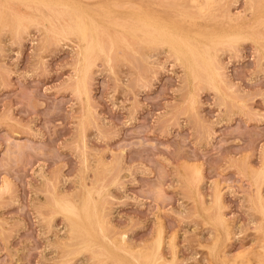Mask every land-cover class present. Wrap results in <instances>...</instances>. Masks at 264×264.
Masks as SVG:
<instances>
[{
	"label": "rangeland",
	"instance_id": "374dc122",
	"mask_svg": "<svg viewBox=\"0 0 264 264\" xmlns=\"http://www.w3.org/2000/svg\"><path fill=\"white\" fill-rule=\"evenodd\" d=\"M77 1L107 5L113 17L129 7V0ZM132 1L174 9L173 0ZM257 3L263 12L264 0H221L216 12L250 24L260 16ZM42 11L0 0V264H137L133 257L152 254L160 230L159 264H264V16L257 40L218 48L220 90L198 84L166 46L130 38V46L121 41L97 57L85 94L76 88L80 40L55 33L45 17L51 10ZM92 186L101 190L94 196L108 237L133 254L119 255L100 235L105 254L67 253L68 221L52 195L80 196ZM213 191L221 193L218 206Z\"/></svg>",
	"mask_w": 264,
	"mask_h": 264
},
{
	"label": "bare ground",
	"instance_id": "6f19581e",
	"mask_svg": "<svg viewBox=\"0 0 264 264\" xmlns=\"http://www.w3.org/2000/svg\"><path fill=\"white\" fill-rule=\"evenodd\" d=\"M20 1H23V3H25L27 6L32 7L34 9H36L37 11L42 12L44 14H45V12L42 11V10L44 8H49L51 10V14H46L45 17L50 21V23L52 24V26L55 28L54 29L55 33L59 34V36L60 35L65 36L67 34H74L80 40V41L78 40L80 42V45H81V47H80V54H79L80 57L76 56V57L79 58V64H78L79 65V69L77 71V73H78V79H77V83H76V88H77V90H78L79 93H85V94H88V79H89V76H90L92 67H93V65H94L97 57L101 53L107 54V52L110 49H112L113 47H115L117 45V43H119L121 41H123L125 43L127 42V45L130 46L131 45L130 38L131 39L132 38H136L140 42H142V43L144 42V43H146L148 45H151L153 47L154 46H158V47L159 46H166L172 52V54L175 55L174 57H176L179 61H181V63L183 65H185V67L188 69L187 72L189 71L188 73H190V76L195 81H197L198 84L199 83H202V82H205V83H208L210 86L214 87L215 89L220 90L221 87H220L219 82L223 78V74L221 72V66L217 62V58H216L217 57L216 54H217L218 48L220 46H224L225 47L226 45L235 46L241 40L242 41L243 40H246V39H254V40H257L256 39L258 37L257 27L259 26L260 23H262V16H264V11L262 12V10H261L262 8H260L262 5H260V4L258 5L259 2L257 3L256 9H257V12H259L260 16H258L255 21L253 20L254 21V22L252 21L253 23L246 24L244 20H240L239 19V18H241L240 16L232 17L230 15H227V14L225 15L224 14L223 16L220 15V17H219L218 13L216 12V9H217L216 4H218V2H220L221 0H173L174 1L173 3H176L174 6L172 5L173 3L171 4V6L168 5L169 3L168 4L166 3L171 9L174 8L172 11H166L165 9L160 8L159 5L157 3H155V2H153V1H146L147 3L141 2L139 4H136V2H134L132 0H129V1L127 0L128 3H129V7L127 8L128 10L126 9L125 11L120 12L119 14H115L114 17H113V14H112V9L108 8L107 5H101L98 8H92V7L88 6L87 4H82L80 1L79 2L78 1L75 2L76 0L75 1H71V0H20ZM86 1H88V0H86ZM110 2H111V0H110ZM251 2L252 3L254 2V4H255L256 0H251ZM121 3H122V1H121ZM32 4H36L37 6L34 7V6H32ZM116 4H117V2H116ZM167 5H166V7H168ZM229 8L230 7H228L227 9H229ZM257 12H255V13H257ZM62 20H63V22H62ZM0 21H1V14H0ZM34 22H33V24H34ZM112 25H115V26H118L119 28H121L123 34L122 33H118V35L114 34L110 30V27ZM6 27L7 26H5V28ZM40 27H41V25H40ZM44 30H45V28H44ZM22 31L24 32V30H22ZM45 32H46V30H45ZM43 33H44V31H43ZM45 35H46V33H45ZM120 35H121V37H120ZM104 36H105V38H104ZM69 38H71V37H69ZM53 42H54V40H53ZM142 49H143V47L141 48V50ZM153 49H155V48H153ZM235 49H237V48H235ZM115 50H116V48H115ZM76 52H78V51H76ZM147 54H149V53H147ZM168 54H169V52H168ZM261 54H263V53H261ZM143 59H145V58H143ZM219 60H220V56H219ZM116 66H117V64H116ZM185 71H184V73H185ZM187 72H186V74H187ZM196 85L197 84H195V86ZM192 89H193V87H192ZM188 94H189V91H188ZM188 94L186 96H188ZM223 96H224V94H223ZM189 98H190V95H189ZM223 100H224V98H223ZM194 102H195V95L193 94L192 97H191V103L194 104ZM199 103H200V100H199ZM78 135H79V133H78ZM78 149H79V147H78ZM80 151H81V149H80ZM84 159H85V157H84ZM86 159H87V157H86ZM241 163H242V161H241ZM104 164H106V163H104ZM246 164H248V163H246ZM197 167L198 166L196 165V169H197ZM199 167H200V165H199ZM247 168H249V166ZM95 169H93V170H95ZM104 169H105V167H104ZM198 170H200V169H197V171ZM242 170H243V168H242ZM249 170H250V168H249ZM183 171H184V169H183ZM197 171H196V173H197ZM184 173H182V174L183 175H186ZM261 173H263V171H261L259 174H261ZM249 174H250V171H249ZM249 174H248V176H249ZM190 175H191V173H190ZM187 177H188L187 179H189V175ZM56 179H57V177H56ZM251 179H253V178H251ZM251 181H253V180H251ZM186 182H187V180L185 181V183ZM46 184H47V182H46ZM253 184L255 186V183H253ZM215 186H216V184H215ZM220 186H221V184H220ZM188 188H190V187L188 186ZM60 190H62V189H60ZM190 191H191V189H190ZM219 191H217L216 193L213 191V194H216V198L215 199H216V202H217V206L219 205L220 199H221V193ZM258 192H259V190H258ZM94 193L101 194V190H99L98 188H95L94 186H92V187H85V193L83 195H80V196L65 197V196H62V195L61 196L60 195L58 196L56 194H53L52 195V199L51 200L53 202V205H54L55 209L57 210V212H61L64 215L63 217H65V219H67V221H68L67 224H68L69 230H67V231H69V234L68 235H69L70 241H68V242L65 241V243H64V247L65 246L67 247V253L72 254V253L80 252L82 250H89V251L91 250V252H93L95 254H98V255L99 254H105L106 251L108 249H110V248H108V244H107V247L105 245L98 244V242L96 240H99L97 238V236L100 235V236H102V239L108 241L110 243V245L113 246L116 249V251L118 252V254L120 253L119 252L120 250L123 251L126 255H127V253L128 254H133L132 252H130V251L127 250V248L123 245V243L121 241L119 242V241H117V239H113V238L111 239V237H108V235L106 233V226H105V224H107V223H105L104 216H102L101 213H100V210H99V206L100 205L98 204V201L96 199L97 196L95 197L94 196ZM195 193H196V190H195ZM195 193H194V195H195ZM109 197H110V195H109ZM213 197H215V195ZM194 201L197 202L196 200H194ZM260 202H261V204L260 203L259 204H260V206L262 205L261 207L263 208L262 210L264 211V201L262 200V197H260ZM198 205H199V203H198ZM204 205H206V204H204ZM252 205H254V203ZM207 208L208 207H206V209ZM216 209H217V207H216ZM259 209H261V208L259 207ZM45 211L47 212L46 209H45ZM49 211H51V210H49ZM41 212H42V210H41ZM216 212H217V210H216ZM261 214H263V213H261ZM51 215H52V212H51ZM158 218L159 217L157 216V219ZM215 219H214L215 222L217 221V224L218 225L220 224V227H221V225H224L225 222H226L223 214H221V213H218L217 216L215 217ZM228 221H230V220H228ZM51 222H53V221L51 220ZM230 222H228V223H230ZM48 223H50V222L48 221ZM228 223L226 224V226L228 225ZM231 224H232V222H231ZM52 225L53 224H51V226ZM161 225H162V223H161ZM107 226H108V224H107ZM157 226H159V225H157ZM161 227H160V229H161ZM255 228H257V227H255ZM257 230H258V228H257ZM157 231H159L158 228H157ZM161 231L162 230H160L159 232H157L159 234H156L157 235V238L155 239L156 240L155 241V245H154L153 249L151 250V252L153 251L152 254H147V255H144L143 254V256H142V253H144V251H143L144 249L142 248L143 250H141L140 249L141 246H140L139 249L142 251V253H139L137 256H134L133 257L135 259V261H136L137 264H159L161 262L162 255H161L160 247H161L162 238H163V234H162ZM216 232H218V229H217ZM231 232H233V231H231ZM218 234H219V232H218ZM218 234H217V236H218ZM225 235H228V234H225ZM154 236H155V233H154ZM122 237H124V236H122ZM261 237H263V234H262ZM258 238H259V236H258ZM214 239H216V238H214ZM217 240H219V239L217 238L216 241ZM227 240H228V238H227ZM260 240H261V238H260ZM261 241H260V243H261ZM170 242H172V240ZM214 242L215 241H213L212 243H214ZM124 243H126V242H124ZM168 244L171 246V243L168 242ZM172 245H173V243H172ZM97 246H98V249L95 248ZM129 246H128V248H130ZM145 246H147V245H145ZM218 246L220 247V245H218ZM172 248L174 249V246H172ZM146 249H147V247H146ZM129 250H131V249H129ZM140 250H138V251H140ZM58 251H60V250H58ZM93 253L91 255H93ZM173 253L174 252H172V254ZM220 253H221V251H220ZM211 254H212V251H211ZM239 254H241V253H239ZM119 255H121V254H119ZM174 255H175V253H174ZM243 255H245V254H243ZM243 255H242V258H241L242 260L245 257ZM259 255H255V256H257L259 258ZM262 255H264V254H262ZM115 256H116V253H115ZM220 256L222 257L223 255H220ZM224 256L226 257V255H224ZM211 257H212V255H211ZM239 257L240 256H238V258ZM247 257H249V256H247ZM257 257H254L255 260H256ZM235 258H237V257H235ZM173 259L171 258L172 261H173ZM260 259H261V257L259 258V260ZM248 260L250 261V259H248ZM230 261H232V260H230ZM220 262L222 264L227 263V261H225V263H223L224 260H223V262L222 261H220ZM238 262H239V260H238ZM235 263H233V264H235Z\"/></svg>",
	"mask_w": 264,
	"mask_h": 264
}]
</instances>
